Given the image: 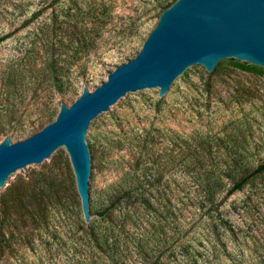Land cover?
<instances>
[{"label":"rangeland","instance_id":"374dc122","mask_svg":"<svg viewBox=\"0 0 264 264\" xmlns=\"http://www.w3.org/2000/svg\"><path fill=\"white\" fill-rule=\"evenodd\" d=\"M173 1L0 0V141L8 137L18 142L37 132L54 119L59 104L68 106L82 88L92 91L114 67L132 59ZM121 132L149 133L155 149L167 146L165 139L181 149L186 145L183 154L218 139L211 153L225 159V153L239 152L242 174L252 172L264 164V71L228 62L215 76L197 68L167 102L165 95L157 99L156 94L125 100L111 118L95 125L90 135L94 232L105 226L97 214L107 204L104 191L113 181L103 142ZM238 136L242 150L234 148ZM170 173L167 186L176 196L177 233L165 224L157 237L142 216L139 225L147 233L141 238L143 251L125 256L121 264H155L160 245L164 262L178 243L185 251L182 264H264V172L226 196L230 181L224 178L212 204L199 199L203 185L190 169L176 165ZM39 175L58 183L63 208L47 204L43 229L32 233L30 244L12 240V252L0 257V264H109L80 229L78 197L64 150L45 169H27L2 186L0 202L9 185L19 179L36 185ZM21 228L16 231L23 234L27 227Z\"/></svg>","mask_w":264,"mask_h":264},{"label":"water","instance_id":"95a60500","mask_svg":"<svg viewBox=\"0 0 264 264\" xmlns=\"http://www.w3.org/2000/svg\"><path fill=\"white\" fill-rule=\"evenodd\" d=\"M227 62L264 71V0H174L134 57L92 91L82 88L54 119L27 138L0 141V188L27 169H45L63 150L83 225H92L95 158L90 135L125 100L156 94L166 102L197 68L216 75Z\"/></svg>","mask_w":264,"mask_h":264},{"label":"trees","instance_id":"16d2710c","mask_svg":"<svg viewBox=\"0 0 264 264\" xmlns=\"http://www.w3.org/2000/svg\"><path fill=\"white\" fill-rule=\"evenodd\" d=\"M228 63L238 69L258 71V68L243 63ZM237 140L233 147L242 150L244 142L241 136ZM165 142L167 146L155 149L153 137L144 132H121L120 136L104 139V161L113 173V181L104 191V201L107 204L97 214L99 223L105 226L100 232H94L96 230L91 224L83 225L80 229L87 236L89 244H93V249L101 253L102 259L109 264H121L125 256L142 253L144 244L141 238L147 233L139 224L144 215L147 228L156 233L157 237L163 234L162 227L165 224L172 225L173 232L177 233L176 216L172 208V201L176 196L174 190L167 186L171 179L170 171L176 165L190 169L198 176L203 185L200 186L199 199L207 204H212L222 192L224 178L230 181L226 196L239 191L251 176L264 172L263 164L252 172L242 174L239 152L225 153V159L211 153V147L218 148V139L210 145L203 141L199 150L193 147L191 153L187 154H183V150H188V146L181 149L168 139ZM168 146H173L174 150L167 148ZM231 167L235 168V175L232 174ZM61 199L62 189L49 176L39 175L36 185L23 179L9 185L0 202V257L11 254L14 239L20 244H30L32 233L43 229L48 214L47 204L61 208ZM166 219L169 220L166 222ZM17 226L27 227V230L20 234L16 231ZM161 249L160 245L155 264H182L185 255L182 243L169 250L164 262V251L161 252ZM97 259L95 256L96 261Z\"/></svg>","mask_w":264,"mask_h":264},{"label":"flooded vegetation","instance_id":"af4514ba","mask_svg":"<svg viewBox=\"0 0 264 264\" xmlns=\"http://www.w3.org/2000/svg\"><path fill=\"white\" fill-rule=\"evenodd\" d=\"M71 29H72V30H73V29H77V27H75V26H72V27H71Z\"/></svg>","mask_w":264,"mask_h":264}]
</instances>
